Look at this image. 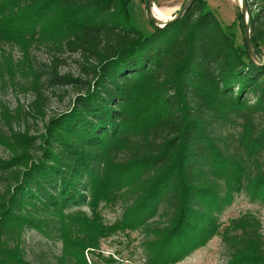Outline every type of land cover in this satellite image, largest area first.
Here are the masks:
<instances>
[{
	"label": "trees",
	"instance_id": "trees-1",
	"mask_svg": "<svg viewBox=\"0 0 264 264\" xmlns=\"http://www.w3.org/2000/svg\"><path fill=\"white\" fill-rule=\"evenodd\" d=\"M131 1L0 0V38L36 39L82 60L75 79L55 73L58 57L45 81L25 69L31 80L20 88L34 100L26 112L6 111L0 264H95L85 253L95 255L109 230L97 208L113 199L122 205L120 222L144 233L146 263L176 264L211 236L208 212L234 190L264 202V65L250 60L244 39L235 44L204 0L148 35L130 25ZM246 2L262 62L264 0ZM71 85L69 108L47 117L43 89ZM133 104L147 122L131 128ZM29 119L42 123L34 135ZM220 229L213 236L227 264H264L258 219L246 214ZM27 230L59 242V255L30 261Z\"/></svg>",
	"mask_w": 264,
	"mask_h": 264
},
{
	"label": "rangeland",
	"instance_id": "rangeland-1",
	"mask_svg": "<svg viewBox=\"0 0 264 264\" xmlns=\"http://www.w3.org/2000/svg\"><path fill=\"white\" fill-rule=\"evenodd\" d=\"M185 1L154 0V9L161 19L166 21L182 8ZM204 2L206 8L216 16L222 26L230 27L235 44L242 45L243 32L239 17L240 1L204 0ZM249 2L254 3V0H249ZM145 6L146 0H132L128 6V15L130 25L144 35H148L152 33L153 26L146 18ZM247 7L250 6L247 5ZM251 9L255 13L256 5L251 4ZM261 53L264 59L263 48ZM55 57L61 60L60 64L56 63L55 73L59 76L70 75L74 79L80 77L82 60L78 55L65 52L56 53L48 44L40 43L36 39L15 38L13 33H5L0 38V130L6 131L8 128L9 119L6 111L13 112L18 109L26 112L29 104L34 100L32 90L26 91L20 88L31 80V77L24 75L25 69L30 67L40 71L42 73L41 81H45ZM43 93L46 96L45 112L47 117H50L69 108L76 90L71 85L44 88ZM129 111H131L132 118L129 127L141 125L145 121L143 114H141L142 107L133 104L129 106ZM140 121L142 122L140 123ZM28 124L33 135L37 129L41 130L42 123L37 119H29ZM21 126L22 124L20 127L17 124L12 125L15 131L21 129ZM228 131L230 133L237 132L234 129H228ZM7 157L8 152L0 146V158L6 159ZM262 158H264V152ZM121 206L120 202H116L114 199L110 202L101 201L99 203L97 210L101 217V223L109 230L106 231L107 236L99 239V249L95 251V255L91 256L85 253L87 261L93 259L95 264H147L143 246L144 233L141 228L132 229L129 227L127 220L124 224L120 222ZM83 209L89 213L87 208ZM246 214H251L259 220L261 232L264 235V202L252 197L244 189L234 190L218 210L208 212L209 220H206L203 226L205 227L206 223L211 224L214 229L211 236L202 246L196 247L187 257L176 264H227V252L221 238L219 235L213 236L215 228L221 226L222 229L230 220ZM154 219L157 217L155 216ZM23 240L27 258L32 262H52L54 257L60 253L61 245L59 242L48 241L32 230H27L24 233Z\"/></svg>",
	"mask_w": 264,
	"mask_h": 264
},
{
	"label": "water",
	"instance_id": "water-1",
	"mask_svg": "<svg viewBox=\"0 0 264 264\" xmlns=\"http://www.w3.org/2000/svg\"><path fill=\"white\" fill-rule=\"evenodd\" d=\"M195 0H186L182 8L168 21H161L154 15V0H146V18L153 28L163 29L168 25H171L179 20H181L187 11L191 8ZM240 1V17L242 24L243 39L247 48L248 56L252 62L256 65H264V60L261 62L256 56L253 44L250 39V31L248 28V7L246 0Z\"/></svg>",
	"mask_w": 264,
	"mask_h": 264
},
{
	"label": "bare ground",
	"instance_id": "bare-ground-1",
	"mask_svg": "<svg viewBox=\"0 0 264 264\" xmlns=\"http://www.w3.org/2000/svg\"><path fill=\"white\" fill-rule=\"evenodd\" d=\"M155 10V11H154ZM153 11H154V15H155V13H156V9H154ZM156 16H157V18L159 19V20H161V21H164V19H161V17L156 13ZM169 19H171V18H169ZM169 19H167L166 21H168Z\"/></svg>",
	"mask_w": 264,
	"mask_h": 264
}]
</instances>
